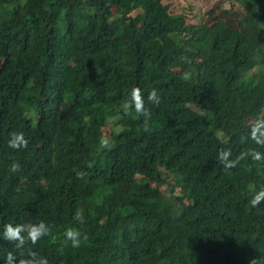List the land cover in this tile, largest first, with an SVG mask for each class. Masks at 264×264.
<instances>
[{
    "label": "trees",
    "instance_id": "trees-1",
    "mask_svg": "<svg viewBox=\"0 0 264 264\" xmlns=\"http://www.w3.org/2000/svg\"><path fill=\"white\" fill-rule=\"evenodd\" d=\"M235 1L240 23L205 26L162 0H0V233L51 230L22 249L0 238V264L8 252L48 264H264V202L249 203L264 164L217 160L220 149L264 153L241 142L264 116V0ZM132 87L147 123L123 112ZM14 131L27 148L8 147ZM102 135L111 150H99ZM68 227L87 236L79 248Z\"/></svg>",
    "mask_w": 264,
    "mask_h": 264
},
{
    "label": "clouds",
    "instance_id": "clouds-1",
    "mask_svg": "<svg viewBox=\"0 0 264 264\" xmlns=\"http://www.w3.org/2000/svg\"><path fill=\"white\" fill-rule=\"evenodd\" d=\"M256 11L258 8L256 7ZM186 59V58H184ZM147 101L152 105H159L160 96L155 88H152L148 95ZM123 112L125 115H130L132 112L143 116L145 118V123L151 118V112L145 107L144 96L139 87H132L127 93V100L123 105ZM247 127L249 132L246 136L241 137V142L246 140L253 141L256 145L264 147V116H258L247 122ZM99 150H111L114 146V141L111 137L107 135H102L98 141ZM8 147L11 149L19 150L21 148L28 147V140L25 138L23 132H11L9 133ZM251 157V160L264 164V153L256 149H249L247 151L241 152L233 158V153L230 149H220L217 153V160L223 166L225 170H231L236 168L240 161ZM87 167L91 168L92 164L89 163ZM21 170V165L19 162H13L10 165V171L17 173ZM77 179H83L87 173L84 171L77 170ZM264 202V186H262L259 191L255 192L251 200L250 205L255 208ZM74 220L84 223V216L82 212H77L74 215ZM51 230L46 223L40 221L38 223H24V224H5L3 226V231L0 233V238L6 240L10 243H14L16 249L24 248L25 244L30 242L31 244H36L42 237L49 236ZM65 242H70L73 248H79L82 243V239L86 240L87 236L75 228L68 227L64 232ZM5 264H48V260L45 257H40L35 252H29L27 258L21 256L17 258L12 252H8L4 258ZM249 264H258L256 258L249 261Z\"/></svg>",
    "mask_w": 264,
    "mask_h": 264
},
{
    "label": "rangeland",
    "instance_id": "rangeland-1",
    "mask_svg": "<svg viewBox=\"0 0 264 264\" xmlns=\"http://www.w3.org/2000/svg\"><path fill=\"white\" fill-rule=\"evenodd\" d=\"M162 2L177 14H187L192 24L201 22L206 26L210 22L224 19L227 23H240L245 18L235 0H162Z\"/></svg>",
    "mask_w": 264,
    "mask_h": 264
}]
</instances>
